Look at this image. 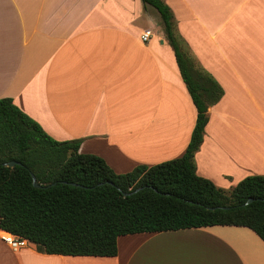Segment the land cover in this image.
<instances>
[{"label":"crops","instance_id":"obj_1","mask_svg":"<svg viewBox=\"0 0 264 264\" xmlns=\"http://www.w3.org/2000/svg\"><path fill=\"white\" fill-rule=\"evenodd\" d=\"M162 1L182 50L223 89L207 108L196 173L223 189L264 175V0ZM153 8L0 0V97L116 173L182 156L196 108ZM4 233L0 264H264V241L238 225L120 235L113 256L44 253L29 241L13 250Z\"/></svg>","mask_w":264,"mask_h":264},{"label":"trees","instance_id":"obj_2","mask_svg":"<svg viewBox=\"0 0 264 264\" xmlns=\"http://www.w3.org/2000/svg\"><path fill=\"white\" fill-rule=\"evenodd\" d=\"M142 2L157 9L196 108L187 147L182 156L116 173L101 157L79 152L80 139H54L10 97H0V228L40 252L113 256L120 235L211 225L246 226L264 241V175L223 189L195 170L207 108L223 89L182 50L169 6ZM11 160L13 166L3 164Z\"/></svg>","mask_w":264,"mask_h":264},{"label":"built area","instance_id":"obj_3","mask_svg":"<svg viewBox=\"0 0 264 264\" xmlns=\"http://www.w3.org/2000/svg\"><path fill=\"white\" fill-rule=\"evenodd\" d=\"M148 37H149V31H145L141 34V38L143 40H146ZM2 238L4 242L7 243L13 250H17L28 243V240H26L25 238L11 234L9 232L4 233L2 235Z\"/></svg>","mask_w":264,"mask_h":264},{"label":"water","instance_id":"obj_4","mask_svg":"<svg viewBox=\"0 0 264 264\" xmlns=\"http://www.w3.org/2000/svg\"><path fill=\"white\" fill-rule=\"evenodd\" d=\"M16 162L11 160V161H7L4 162L3 164L6 166H13ZM32 184L36 187L39 186V184L36 182L35 177L32 175ZM139 188L135 189L134 192H136ZM252 200V198H248L247 201L245 202V204H247L248 202H250Z\"/></svg>","mask_w":264,"mask_h":264},{"label":"rangeland","instance_id":"obj_5","mask_svg":"<svg viewBox=\"0 0 264 264\" xmlns=\"http://www.w3.org/2000/svg\"><path fill=\"white\" fill-rule=\"evenodd\" d=\"M154 9V8H153ZM158 14V13H157ZM159 16V15H158ZM159 22H160V18L158 17V20H157V23L159 24ZM179 44H180V46H181V48L183 49V47H185V46H183V44L181 43V42H179ZM195 66H196V63H195ZM197 67V66H196Z\"/></svg>","mask_w":264,"mask_h":264}]
</instances>
